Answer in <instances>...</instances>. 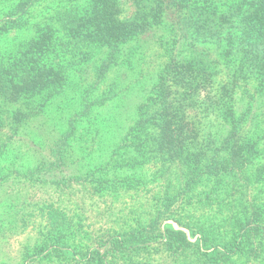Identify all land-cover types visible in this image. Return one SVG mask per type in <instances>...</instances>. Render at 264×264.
Here are the masks:
<instances>
[{"label": "trees", "instance_id": "1", "mask_svg": "<svg viewBox=\"0 0 264 264\" xmlns=\"http://www.w3.org/2000/svg\"><path fill=\"white\" fill-rule=\"evenodd\" d=\"M149 49L161 61L108 162L132 169L160 158L183 169V180L148 225L103 232L86 249L67 246L69 205L47 200L25 264H236L264 244V214L254 207L232 216L230 234L199 228L189 213L200 197L209 207L221 198L217 207L232 209L231 183L221 184L220 175L246 173L258 154L257 131L248 126L264 89V0H0V183L88 182L97 170L43 173L72 164L78 129L144 77ZM115 74L129 80L102 90ZM204 113L222 120V143L201 139ZM211 150L222 155L207 156ZM219 187L222 197L214 193ZM166 219L183 228L162 224ZM157 238L163 261L136 260L137 252H156Z\"/></svg>", "mask_w": 264, "mask_h": 264}, {"label": "rangeland", "instance_id": "2", "mask_svg": "<svg viewBox=\"0 0 264 264\" xmlns=\"http://www.w3.org/2000/svg\"><path fill=\"white\" fill-rule=\"evenodd\" d=\"M46 4L48 2H42L40 9ZM139 48L141 47L137 42L134 50L138 51ZM149 52L151 56L146 57L144 77L141 75L138 83L133 82L123 93H118L116 97L101 105L97 109L96 118L89 123L85 122L78 129L73 140L74 147L69 156L72 164L64 166L62 170L43 173L47 178H52L54 174L56 176L54 178H65L74 177L77 174L84 176L92 170H97L93 176H90L88 182L72 180L69 186L64 188H57L51 182L39 180L32 183L24 181L23 178L0 183V264H25L28 261L27 255H33L32 246L36 243L37 229L44 224L43 204L47 200L49 202L65 201L69 205L72 228L66 236L67 246L74 249H86L93 245L97 236L103 232H119L139 225H148L156 216L157 210L161 208L166 195L174 193L184 178L183 169L177 166L171 167L160 158H154V161L132 169L116 166V160L108 162L114 155L112 151L120 144L123 133L132 122L130 120L134 116V104L142 101L147 92L149 83L145 81L148 78L151 79V74L156 72L157 64L161 61L152 49H149ZM140 69L137 75L142 74ZM149 71L151 72L147 73ZM110 77L113 79L109 78L108 82L102 84V90L108 88L109 84L114 86V80L117 82L129 80L118 74ZM133 87H137L136 90H132ZM253 90L255 88L246 92V95H252ZM239 96L237 99L243 97V94ZM259 96L257 104L253 106V109L257 111L255 124L253 122L251 125L248 124L249 133H251L249 128L257 131L258 154L248 165L246 173L220 175L221 184L231 183V192L226 200L232 202V209L229 206H223V203L217 207L221 198L214 203L213 207L201 203V197L192 207V211L190 206L189 213L191 212L193 217L201 222L199 228L209 229L215 234L227 231L230 234L232 229L230 219L234 215L239 217L244 216L246 211L249 212L250 210L244 207L246 205L250 208L254 207L252 209L254 212L257 210L264 214V89L260 91ZM244 101L241 98L239 105ZM212 114L204 113L202 114L204 116L199 118L202 129L200 137L205 142H209L211 137L216 144H220L226 136L225 126L222 125L219 117H214ZM220 152L216 155V152L211 150L205 154L215 158L222 155ZM211 161H213L212 158ZM214 193L222 197L220 187ZM188 200L190 199L185 198L182 207H187ZM177 211L182 210L177 208ZM162 224H172L177 228H183L174 219H166ZM76 226L79 229H76ZM159 240L160 238H157L156 244H152L156 252L150 255L151 257H148L147 253L139 256L142 255L144 251L142 250L137 252L139 255L135 256V259L153 263L162 262L163 254L160 253V247L157 245ZM258 250L246 255L236 264H264V244L258 246ZM63 263V261L61 263L55 260L42 264Z\"/></svg>", "mask_w": 264, "mask_h": 264}]
</instances>
